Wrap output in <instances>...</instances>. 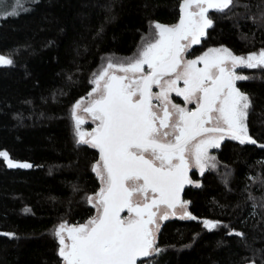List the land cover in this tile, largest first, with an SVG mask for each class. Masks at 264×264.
Segmentation results:
<instances>
[{"label":"trees","instance_id":"1","mask_svg":"<svg viewBox=\"0 0 264 264\" xmlns=\"http://www.w3.org/2000/svg\"><path fill=\"white\" fill-rule=\"evenodd\" d=\"M182 0H17L0 15V264H61L58 224L85 223L99 187L96 152L79 143L70 109L106 61L137 53L155 24L173 25ZM212 26L185 53L264 51V0L210 9ZM236 81L251 105L247 135L264 144V68ZM182 200L187 216L161 222L150 258L138 264H264V148L227 136L209 148ZM216 223L206 228L202 221ZM239 233V235H238Z\"/></svg>","mask_w":264,"mask_h":264},{"label":"snow or ice","instance_id":"2","mask_svg":"<svg viewBox=\"0 0 264 264\" xmlns=\"http://www.w3.org/2000/svg\"><path fill=\"white\" fill-rule=\"evenodd\" d=\"M231 2L182 0L177 24L156 23L151 39L137 53L115 63L109 60L94 74L95 87L88 95L95 98L82 110L96 127L90 132L80 129L84 121L77 109L83 100L74 106L73 117L78 142L99 151L93 171L102 187L88 197L95 216L73 227L61 224L55 233L64 264H136L153 250L162 205L169 211L159 216L161 220L175 215L177 207L195 219L180 197L185 183H191L189 158L203 172L208 149L219 147L226 136L242 144L256 143L247 135L251 101L236 87V81L248 77L235 70L264 68V51L245 58L228 49H209L195 59H184V53L212 26L207 12L223 10ZM193 7L198 11L193 12ZM12 63L0 56V65ZM181 81L183 87L178 86ZM154 86L158 92H153ZM171 93L195 107L173 103ZM0 157L9 167L32 166L13 162L4 151ZM204 226L217 225L205 220ZM65 229L69 242L62 235Z\"/></svg>","mask_w":264,"mask_h":264},{"label":"rangeland","instance_id":"3","mask_svg":"<svg viewBox=\"0 0 264 264\" xmlns=\"http://www.w3.org/2000/svg\"><path fill=\"white\" fill-rule=\"evenodd\" d=\"M16 2H17V0H0V15H2V14H4V13H6L7 11H9V10H10V9L16 4ZM191 10H192L193 12L198 11V9H196L195 7H193ZM182 43H183V42H182ZM221 49H222V48H221ZM206 51H208V50H205V51H203L202 53L198 54L197 56H195V58L201 56V55H202L204 52H206ZM261 51H263V50H260V51H258V52L248 53V54H245V55H235V56L245 57V58H246L247 56H249V55H251V54H253V53L259 54ZM0 56H2V55H0ZM195 58H188V57L186 58L185 53H184V59H185V60H188V59H195ZM107 62H108V61H106V63H104V64L101 66V68L98 70V72H99V71H100V70H101V69L107 64ZM230 63H231V62L229 61V62H228L229 67H230ZM197 67H203V64H198ZM237 68L239 69V68H241V67H237ZM237 68H236V69H237ZM145 69H146V66H145ZM235 71H236V70H235ZM98 72H97V73H98ZM117 74H121V73H117ZM178 86L183 87V82L181 81V82L179 83ZM94 87H95V84H93L92 89H93ZM92 89H91L89 92H91ZM158 91H159L158 88H156V87L153 88V92H158ZM89 92H88L87 95H85L83 98L78 99V100L72 105V107H71V109H70V119H71V121L73 122L74 133H75V136H76L77 141H79V137L77 136V132H76V120H75V118L73 117V108H74V106L77 104L78 101H81V100L84 101V103L81 105V109H77V116H79V117L84 121V122L80 125V129H81V131L88 132L89 127L91 126V124H93V122H91V120L88 119V114H87V112H84L82 109H83V107H86V104H87V102H88L89 100L95 98V96H93V97H89V95H88ZM172 97H173V98H172ZM170 99L172 100L173 103L178 104V105H180L181 107L191 108V107L194 105V104H185V102H184V100H183V97L176 96L175 93H171ZM153 103L158 104V102H156V101H153ZM86 124H87V125H86ZM85 139H87V137H85ZM87 145H89V144H87ZM189 159H190V163L192 164L191 167H193V168L195 169L196 172L200 171V170H201L200 167L195 166L194 162L191 161V158H189ZM96 164H97V163L94 162V163H93V166L96 165ZM93 166H92V170H93ZM94 173H95V172H94ZM95 174H96V173H95ZM98 179H99V178H98ZM192 183L194 184L195 182H192ZM90 196H94V194H93V195H90ZM88 197H89V196H88ZM182 201H183V200H182ZM90 204H91V203H90ZM91 205H92V204H91ZM92 206H93V205H92ZM94 210H95V212H97L95 208H94ZM165 211H169V210H167L166 207L162 205V206L160 207V210H159V212H158V214H157V217H156V224H157L158 226H160L161 222L163 221V220H161V219L159 218V216H160V215H163V214L165 213ZM175 212H176L175 215H171V214H169V217H168V218H170V217H179V218H183V216H184V210H183V209L177 207L176 210H175ZM164 220H165V219H164ZM204 221H205V220H204ZM204 221H202L203 225H204ZM61 224H65V223H63V222L59 223V224H58V228H59V225H61ZM67 227H71V226H68V225H67ZM150 227L155 228L154 225H153V226H150ZM58 228H57V229H58ZM206 228H207V227H206ZM57 229H56V231H57ZM158 229H159V227H158ZM157 232H158V230H155V231H154V236H155V238H156V234H157ZM62 235L65 237V239L67 238V230H66V229L62 232ZM58 239H59V238H58ZM66 242H69V241H67V239H66ZM59 247H60V245H59ZM154 249H155V243H154V246H153V250H151L150 255L148 256V258H150V257L152 256V254H153V252H154ZM61 264H64L63 260H61Z\"/></svg>","mask_w":264,"mask_h":264},{"label":"flooded vegetation","instance_id":"4","mask_svg":"<svg viewBox=\"0 0 264 264\" xmlns=\"http://www.w3.org/2000/svg\"><path fill=\"white\" fill-rule=\"evenodd\" d=\"M146 71H147V69H146ZM153 88H155V86L153 87ZM173 98V97H172ZM87 104H88V102H87ZM87 104H86V106H87ZM195 107V105H193L191 108H189V109H193ZM88 114V119L89 120H91V122H93V124H91V126L89 127V130H88V132H90L93 128H95L96 127V122H94L93 120H92V118H91V115L89 114V113H87ZM87 125V124H86ZM87 139H88V137H87ZM89 147H91V145H88ZM95 152H96V160H95V162L96 163H98L99 162V159H100V157H99V151H98V149H96V148H93V147H91ZM193 171H195V169L193 168V167H190L189 168V170H188V178H189V180L191 181V183H185V185H184V187H183V189H182V191H181V194H180V197H181V200H182V193H183V190L187 187V186H189V185H191V184H193L192 182H194L193 181V179H191V177H190V175H191V173L193 172ZM98 178V177H97ZM98 183H99V187H98V190L96 191V193L100 190V188L102 187V184H101V182H100V180L98 179ZM95 193V194H96ZM95 194H94V196H95ZM97 214V212H95V210H94V214H93V216H95ZM121 215L122 216H126L127 215V212L125 211V212H123V213H121ZM92 216V217H93ZM87 222V221H86ZM85 222V223H86ZM72 227V226H71ZM149 256V255H148ZM148 256H146V257H139L138 259H137V261H136V264H138L140 261H142V260H144V259H147L148 258Z\"/></svg>","mask_w":264,"mask_h":264},{"label":"water","instance_id":"5","mask_svg":"<svg viewBox=\"0 0 264 264\" xmlns=\"http://www.w3.org/2000/svg\"><path fill=\"white\" fill-rule=\"evenodd\" d=\"M180 16H181V11L179 10L178 20H177V22H176L175 24H177V23L179 22ZM175 24H173V25H175ZM173 25H168V26H173ZM251 139H252V138H251ZM252 140H253V139H252ZM255 142H256V141H255ZM249 143H250V142H249ZM251 144H253V145H255V146L259 147V148H264V144H261V143H258V142H256V143H251Z\"/></svg>","mask_w":264,"mask_h":264}]
</instances>
